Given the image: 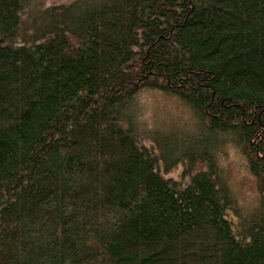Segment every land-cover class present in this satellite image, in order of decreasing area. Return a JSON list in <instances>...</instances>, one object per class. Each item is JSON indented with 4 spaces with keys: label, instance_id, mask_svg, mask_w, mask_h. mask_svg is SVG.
<instances>
[{
    "label": "trees",
    "instance_id": "trees-1",
    "mask_svg": "<svg viewBox=\"0 0 264 264\" xmlns=\"http://www.w3.org/2000/svg\"><path fill=\"white\" fill-rule=\"evenodd\" d=\"M0 264H264V0H0Z\"/></svg>",
    "mask_w": 264,
    "mask_h": 264
},
{
    "label": "rangeland",
    "instance_id": "rangeland-1",
    "mask_svg": "<svg viewBox=\"0 0 264 264\" xmlns=\"http://www.w3.org/2000/svg\"><path fill=\"white\" fill-rule=\"evenodd\" d=\"M142 105L141 119L147 129L156 126L166 127L191 122L189 112L172 99L164 98L156 92L143 93L139 96ZM227 183L239 205L250 207L256 202V186L248 173L243 157L232 146L227 147L219 157ZM180 166L174 168L168 177L179 178Z\"/></svg>",
    "mask_w": 264,
    "mask_h": 264
}]
</instances>
